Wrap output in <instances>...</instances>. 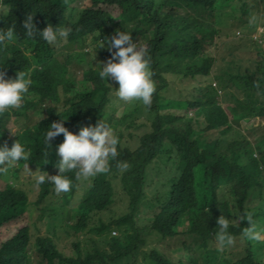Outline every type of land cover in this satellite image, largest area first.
Segmentation results:
<instances>
[{"label":"trees","instance_id":"16d2710c","mask_svg":"<svg viewBox=\"0 0 264 264\" xmlns=\"http://www.w3.org/2000/svg\"><path fill=\"white\" fill-rule=\"evenodd\" d=\"M80 2L84 5L69 7ZM1 7L7 12L0 16V28L13 27L14 35L0 45V71L5 78L23 71L31 80L22 106L0 114V143L10 147L19 139L29 152L21 168L29 165L39 174L51 168L49 175L57 174L55 150L63 134L51 140L54 151L43 142L44 132L54 121L74 134L80 127L106 122L118 145L109 171L89 178V186H78L74 180L68 192L56 193L46 181L38 185L35 202L18 181L20 168L0 174V229L14 216L20 227L0 244V264H199L200 260L203 264H264V241H250L242 235L249 226L243 214L250 213L256 227L264 228V137L256 133L255 141L246 138L218 104L219 92L213 83H204L212 81L214 57L207 48L220 35L217 17L221 11L233 8L244 16L256 8L264 17V0H0ZM29 13L38 30L47 24L69 25L72 32L56 44L38 36L28 38L22 21ZM117 30L130 32L131 42L146 50L155 84L150 106L140 103L127 108L119 119L109 111L118 84L101 80L93 65L97 62L100 67L110 58L106 48L96 45L105 36L111 39ZM65 42L67 50L60 64L56 56ZM81 63L85 67L76 84L68 72ZM262 68L260 62L257 70ZM260 73L243 76V87L236 89H255L260 97L251 101L245 93L232 94V117L264 121V70ZM254 76L261 79L252 81ZM169 78L173 83L193 81L194 85L201 78L203 83L183 93L174 89ZM164 91H172L166 104L161 101ZM29 110L40 115L36 124H30ZM138 110L145 112L150 132L134 136L130 144L115 128L135 126L138 118L133 113ZM186 110H193L194 117L181 114ZM12 116L22 117L17 121V136L9 137L4 126ZM201 117L205 124L199 129ZM214 131L218 137L207 142L204 136ZM128 136L132 139L133 134ZM121 162L129 167L121 169ZM33 175L28 187L35 183ZM79 188L83 190L72 205ZM115 193L126 209L112 219L115 224L103 222L96 211L111 206ZM39 204L44 205L37 209L40 224L53 230L33 241L28 210ZM220 216L230 221L229 231L236 240L232 252L216 244ZM179 225L185 230H178ZM60 231L72 239L65 246L68 253L56 245ZM179 234L193 239L192 245L183 243L187 262L175 263L157 250H147L151 236L172 239Z\"/></svg>","mask_w":264,"mask_h":264},{"label":"clouds","instance_id":"9594fccd","mask_svg":"<svg viewBox=\"0 0 264 264\" xmlns=\"http://www.w3.org/2000/svg\"><path fill=\"white\" fill-rule=\"evenodd\" d=\"M22 27L25 36L28 38L38 36L48 44L64 41L72 32V28L69 25L53 27L51 24H47L42 30H38L31 13L27 14L22 21ZM258 29H262L261 32L264 31L261 27H258ZM257 31L260 32L259 30ZM13 35V27L7 30L0 28V45L11 39ZM131 40L130 32L117 30L111 39L105 36L103 41L97 42L96 47L106 48L111 54L110 58L98 67V76L101 80H107V82L111 80V85H114L113 81L118 84V87L115 88V95L120 100L125 102L139 100L143 105L150 106L152 94L155 90L150 62L147 58L146 50L143 47L137 48V45ZM112 49H115V51L113 52ZM243 79L244 77L241 76L240 81L233 82L234 85L241 89L243 87L241 84ZM257 79L261 78L254 77L252 81ZM228 80L232 81L230 78ZM30 84V78L23 71H17L14 78H5V73L0 71V114H4L11 108H20L29 91ZM253 92L254 96L260 97L255 89ZM58 134H63V141L55 150L59 157L58 172L55 175H48L54 169L50 168L47 172L41 171L40 174L34 177L35 183L33 186L47 181L53 186V190L56 193L68 192L74 186V180H87L109 171L110 161L117 156L118 138L106 122L100 121L94 126L80 127L76 134L69 131L62 122H52L43 134V142L45 144L48 143L53 151L54 144L51 140ZM14 135L17 136L16 134ZM8 136L12 137L11 135ZM28 157L29 152L25 144L19 139L14 140L10 147L6 143H0V174L7 173L9 169L16 167L15 165L18 162L25 161ZM119 167L127 169L129 165L126 162H121ZM68 173L73 174L71 178ZM79 196L75 195L72 205L76 204ZM108 205L111 204L109 203ZM111 206L104 212L108 211ZM96 212L99 214L103 210H97ZM242 219L246 220L249 225L244 228L242 235L250 241H264V228L258 229L256 227L252 215L250 213L243 214ZM110 223L115 224L114 221ZM216 223L218 225L215 233L216 240L222 247L232 245L234 237L229 231L230 221L224 216H220ZM19 229L20 227L18 231ZM116 231L113 230V234H117ZM188 239L193 242L191 236H187L186 240ZM192 242L186 241V244L192 245Z\"/></svg>","mask_w":264,"mask_h":264},{"label":"rangeland","instance_id":"374dc122","mask_svg":"<svg viewBox=\"0 0 264 264\" xmlns=\"http://www.w3.org/2000/svg\"><path fill=\"white\" fill-rule=\"evenodd\" d=\"M239 5H241V1L237 2ZM83 6V3H76V4H69V7L72 6ZM7 9L5 7L0 8V16L3 17L6 15ZM243 12L241 13L239 10H235L233 8H225L221 11V14L217 17V26L218 28H221L220 35L216 37L215 42L208 46L207 51L209 53H212L214 57V63L212 68V81L211 82H204V83H213L214 88H216L219 91L217 102L220 104L229 114L231 118V122L234 124L236 128H238L241 133L245 135L246 138H249L251 141H255L256 138L259 136L264 137V121H258L259 119H252V120H245V119H238L235 117H232L230 112V107L234 104V102L231 99V95L234 93H237L238 95H242L243 93L247 94L245 95L246 99H249L251 101H256L257 99L254 98V92L251 90H236L237 86L234 85V81L238 82L240 81L241 76H249L250 74H256L257 76H260V72L264 70V31L261 32L262 29H258V27H261L264 29V17L258 14V10L255 8L252 13L248 15L241 16ZM258 14V16L256 15ZM259 30L260 32H258ZM239 31V33H237ZM62 45V44H61ZM67 50V43L62 45L61 47V53L56 56V60L58 63L62 64L64 63V52ZM69 50H73L72 47L69 48ZM262 63L263 68L260 72L257 70L258 64ZM99 63L94 62L93 65L95 68H98L97 65ZM85 65L84 63H81V65L73 66V68L70 69L68 72V78L69 80L72 79L76 84L80 82L82 78V70L84 69ZM254 76V77H257ZM228 78L232 79L228 80ZM171 84H173L174 89L180 92H186L191 93L193 92V88L195 85H201V80L203 83V79L198 78L194 82H186V83H179L174 82L172 79H168ZM107 82V80H106ZM108 82H112L109 80ZM249 91V92H248ZM257 92V91H256ZM162 97L164 98L161 100L164 102V104L167 103V100H165L167 97H170L172 95V91H164L161 93ZM112 102L110 105L109 111L114 114L115 119H119L124 110L132 109L133 106H136V108L140 105L139 100H133L128 101L124 103V101L120 100L118 98V101L116 100V95L111 94ZM179 99V98H178ZM63 104L59 107V111L61 110ZM144 110V109H143ZM145 111V110H144ZM144 111H136L133 113L134 117H137L138 119L135 121V126L131 128L127 127H118L115 128L120 134L121 132L124 133L126 138L128 139L129 143L132 144L134 136H140L141 134L150 132V122H147L145 120V112ZM168 111V110H167ZM29 113L32 117L30 124H36L40 118V115L34 113L32 110H29ZM181 114H185L189 118L194 117V111L193 110H186L181 112ZM22 116H27L25 113ZM15 118L12 116L9 121H6V124L4 126V130L9 133L12 137L18 130V124L17 121L21 119ZM21 121V120H20ZM205 122L204 119L201 117L199 118V129H202ZM141 125V126H140ZM14 134H13V133ZM217 131H214V133L207 134L204 136L206 138L207 142H211L215 140L218 137ZM133 134L132 139L128 136V134ZM210 133V132H209ZM256 133L259 134V136H256ZM232 134V133H231ZM230 134V135H231ZM233 139L236 138V136H230ZM39 159V157H38ZM161 162V161H159ZM21 162H18L13 168H21ZM163 163V162H161ZM49 165V162L46 163ZM160 167H163V164H161ZM32 172L35 173L33 175V178L37 175L36 170H31V167L29 165H25L21 168V170L18 171L17 175H20L18 178V181L22 188L27 189L29 192V199L31 202L37 201V197L39 194V186L35 184V186L28 187L29 182L32 181L31 178H29L30 174ZM23 174H26V176H23ZM39 174V173H38ZM49 175V174H48ZM14 177L12 180L14 181ZM90 183V180H80L78 182V186H88ZM202 183L201 180L198 181V186L201 187ZM30 188V189H29ZM79 193H77V196L81 194L82 188H79ZM221 194V193H219ZM122 198L119 195V193H115L114 201L111 204L112 206L110 209L106 212H100L101 216L99 218L103 222H111L115 219H118L119 216L123 214L122 211H125L126 207L122 204ZM41 206H44L42 204H39V207L36 206V209H29L28 210V216L29 220H27L28 223L31 224V230L32 234L34 236L33 241L35 240V236H38L40 234H48L51 233L53 230L52 227L49 228V226L46 228L42 224H40L39 218L37 217L38 208L40 209ZM39 214L41 212L39 211ZM26 215V214H25ZM113 219V220H112ZM17 218L14 216L13 219L10 222H6V224L3 225V227L0 229V244H2L4 241L9 240L18 232V226L17 225ZM178 230H185L183 225L178 226ZM117 232V231H116ZM121 233V231H120ZM186 236L184 234H179L177 238H168V239H159L158 236H151V238L148 239V246L147 250L150 252L151 250H157L164 256H167L172 262H181L186 261L185 255H186V249L183 245L185 241L192 242L191 239L186 240ZM71 238L67 236L63 231L59 232V236L55 238L56 245L58 248H61L64 246V253H68L69 250H65V246L68 242H71ZM236 240H233V244L229 246H221L218 243V246L220 250H228L229 252H232L234 249ZM241 250V249H239ZM261 260L264 262V256L261 257ZM199 264H203V261L200 260Z\"/></svg>","mask_w":264,"mask_h":264}]
</instances>
